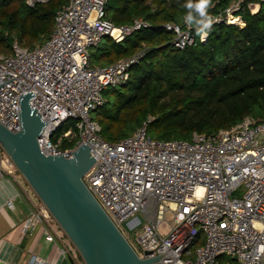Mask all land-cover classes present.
<instances>
[{
	"label": "built area",
	"instance_id": "1",
	"mask_svg": "<svg viewBox=\"0 0 264 264\" xmlns=\"http://www.w3.org/2000/svg\"><path fill=\"white\" fill-rule=\"evenodd\" d=\"M45 1L24 0L29 6ZM105 1L66 0L55 10L52 30L42 42L29 47L14 37L10 51L0 53V82L12 77L0 84V124L13 132L20 129L18 99L29 91L28 104L45 121L37 136L44 154L69 155L85 143L94 159L81 176L84 185L139 259L158 256L147 264H218L222 256L227 260L221 264H264V113L259 119L245 115L211 134L193 131L188 139L153 137L147 120L116 140L103 138L91 112L103 103L105 87L128 80L138 58L93 64L89 48L103 36L119 41L150 25L142 17L113 23L105 16ZM239 2L231 0L212 15L214 20L241 25L234 13ZM246 6L257 9L255 2ZM162 26L172 32L176 47L194 40L185 23ZM70 117L77 139L60 147L73 135L71 128L52 136ZM0 167L19 172L1 143ZM48 214L39 199L22 229ZM138 217L141 222L134 226ZM58 237L60 252L78 262L69 237ZM41 238L54 237L45 226ZM38 262L32 255L27 264Z\"/></svg>",
	"mask_w": 264,
	"mask_h": 264
},
{
	"label": "trees",
	"instance_id": "2",
	"mask_svg": "<svg viewBox=\"0 0 264 264\" xmlns=\"http://www.w3.org/2000/svg\"><path fill=\"white\" fill-rule=\"evenodd\" d=\"M231 0H212L210 15ZM66 0L27 5L24 0H0V53L10 51L14 37L25 46L42 42L51 32L58 6ZM257 3L254 12L246 4ZM186 0H106L105 16L115 24L134 16L150 25L134 30L119 41L103 36L89 48L93 64L103 65L129 53L137 41L157 42L130 66L122 85L102 90L104 101L91 112L100 134L116 140L147 120L148 133L156 138L188 139L193 131L211 134L229 127L243 116L259 119L264 113V0H240L234 11L241 25L217 20L204 40L191 27L194 40L183 47L172 44L171 21L183 25ZM74 119L66 118L52 139L70 127L73 135L60 147L77 139ZM219 257V263H223ZM78 260L79 256H78Z\"/></svg>",
	"mask_w": 264,
	"mask_h": 264
},
{
	"label": "water",
	"instance_id": "3",
	"mask_svg": "<svg viewBox=\"0 0 264 264\" xmlns=\"http://www.w3.org/2000/svg\"><path fill=\"white\" fill-rule=\"evenodd\" d=\"M31 94L28 91L19 96V130L13 132L0 124V143L84 263L147 264L158 259H139L84 185L81 176L94 159L85 143L76 145L69 155L44 154L39 149L37 136L45 121L28 104ZM138 218L134 226H139Z\"/></svg>",
	"mask_w": 264,
	"mask_h": 264
},
{
	"label": "crops",
	"instance_id": "4",
	"mask_svg": "<svg viewBox=\"0 0 264 264\" xmlns=\"http://www.w3.org/2000/svg\"><path fill=\"white\" fill-rule=\"evenodd\" d=\"M3 167L7 166L3 164ZM8 200L10 204L6 203ZM38 200L21 173L0 171V264H27L32 255L41 264H70L58 244V236L66 234L51 214L22 229L26 216ZM45 226L53 240L41 238ZM74 264L82 263L74 261Z\"/></svg>",
	"mask_w": 264,
	"mask_h": 264
},
{
	"label": "clouds",
	"instance_id": "5",
	"mask_svg": "<svg viewBox=\"0 0 264 264\" xmlns=\"http://www.w3.org/2000/svg\"><path fill=\"white\" fill-rule=\"evenodd\" d=\"M211 6L212 0H186L183 5L186 9L183 17L184 23L189 27H194L201 39L207 37L215 22L214 17L209 14Z\"/></svg>",
	"mask_w": 264,
	"mask_h": 264
},
{
	"label": "rangeland",
	"instance_id": "6",
	"mask_svg": "<svg viewBox=\"0 0 264 264\" xmlns=\"http://www.w3.org/2000/svg\"><path fill=\"white\" fill-rule=\"evenodd\" d=\"M136 17H140V16H134V18H136ZM223 21H225V20H223ZM182 23L184 24V21L183 20H182ZM169 37H170V40H171V38L173 37V35H170L169 34ZM155 43H157V42H148V41H143V40L137 41L136 45L132 48L131 51H129V53L124 54V55H122L119 58L113 59L112 61L117 60V59H121V58H127V57L134 56V55H136L137 58H138V60H140L141 58L144 57L146 49H148L151 46V44H155ZM79 259H80L79 261L82 264H85L84 261H83V259L81 258V256H79ZM223 260H227L226 257H224L222 259V261Z\"/></svg>",
	"mask_w": 264,
	"mask_h": 264
}]
</instances>
